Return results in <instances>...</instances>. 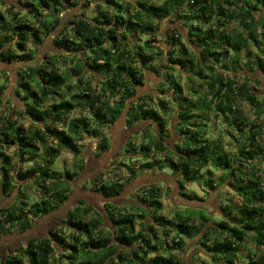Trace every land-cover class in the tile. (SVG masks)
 <instances>
[{"label": "trees", "instance_id": "16d2710c", "mask_svg": "<svg viewBox=\"0 0 264 264\" xmlns=\"http://www.w3.org/2000/svg\"><path fill=\"white\" fill-rule=\"evenodd\" d=\"M0 2L8 6L6 11H0V61L9 64L36 58L33 65L17 72L14 93L21 108L7 105L1 111L5 102L10 104V98H4L5 85L0 83V194H13L17 182L32 183L40 193L39 200L28 205L27 195L18 192V205L0 207V233L9 229L6 223L17 228L20 235L27 233L35 224L34 218L48 215L65 203V224L70 230L66 238L55 227L48 229L47 236L26 237L22 245L14 246L17 254L5 256L0 264H23V258L28 264H55L49 262L53 250L58 252V264H63V259L65 264H178L180 259L175 252L184 249L186 239L196 237L200 249L215 264H236L249 233L255 246H264V178L261 177L264 167L261 169L254 163L264 156L260 137L263 129L260 122L248 123L245 128L247 121L237 107L238 101H246L254 109V118L260 121L263 103L246 82L237 84L234 76H223L219 69L231 56L230 68L235 71L240 66L238 52L249 48L251 42L262 55H255L244 65L250 71L264 73V33H257V27L264 26L260 23L263 12L261 19L256 17L261 8L264 10V0H161L159 4L149 0ZM74 7H79V13L63 22L60 13L64 8ZM43 11L48 13L42 17ZM177 21L184 27L186 37L174 26ZM164 22L173 24L170 31L161 32ZM50 34H55L53 45L60 51L44 55L43 61H38L36 52L43 38ZM157 35L161 39L157 40ZM11 37L17 39L15 44L10 43ZM29 38L36 49L34 56L26 48ZM161 43L168 48L164 49ZM161 53L160 70L148 69L153 68V61ZM166 63L176 69L178 66V73L184 70L189 82L191 76L199 80L182 88L179 80L176 82L164 72V82L170 87L159 90L161 94L170 91V101L176 103L180 144L171 149L153 131V145L137 146L129 142L124 151L129 152V147L139 149L147 158L150 150L153 154L167 150L168 163L161 165L160 159L147 160L141 163V170H152L155 166L167 168L176 176L182 190L189 182H198L203 189L211 191L225 187L227 196L218 205L219 212L210 215L205 206L185 205L182 211L166 218L159 214L160 188L153 183L141 187L137 195L138 212L107 204L102 213L91 206L84 207L83 199H78L75 207L69 209L72 198L61 185L73 176L66 172L65 178L57 179L60 173L52 171L50 165L62 150L79 156L75 138L79 140L87 133L98 138L97 127L92 124L110 126L124 112L129 127L149 120L158 126L160 133H165L163 116L141 100L143 96L133 98L137 87L143 85L144 71L152 70L160 77ZM223 68L228 69V65ZM149 100L155 102L153 97ZM157 103L158 107L166 108L162 99ZM211 107L238 131L232 154L221 141L208 136L206 120H195ZM10 109L18 119L25 117L28 126L23 127L12 118ZM77 111L79 115L74 116ZM107 147L106 137L101 136L99 149ZM4 148L12 149L11 155H6ZM40 155L41 161L36 162ZM216 172L221 174L213 178ZM45 182L50 186H44ZM123 187L113 182L104 183L96 190L110 198L119 195ZM194 198L202 200L195 194L190 197ZM93 211L96 216L86 218ZM29 212L32 217L28 216ZM142 217V228L136 229L135 219ZM145 217H150L148 223ZM100 221H107V232L99 227ZM157 227L162 229L161 240ZM144 229L151 231L155 241L143 234ZM9 242L4 246L5 252L9 251L6 247ZM243 259L248 264H264V253L248 252Z\"/></svg>", "mask_w": 264, "mask_h": 264}, {"label": "rangeland", "instance_id": "374dc122", "mask_svg": "<svg viewBox=\"0 0 264 264\" xmlns=\"http://www.w3.org/2000/svg\"><path fill=\"white\" fill-rule=\"evenodd\" d=\"M6 1L14 2L15 0ZM149 1L151 3L159 4L161 0ZM7 9L8 6L3 5L0 2V11H6ZM79 10V7L68 9L64 8V10L60 13L62 21L66 23L69 20L70 16L79 13ZM262 12L264 15V10H262L261 8L260 11L257 12L256 17L261 19ZM47 13V11H43L41 12V16L43 17ZM91 13L92 9L87 11V15L90 16ZM169 21L174 20L170 19ZM178 23L179 21H177V24H174V26H177L180 32L183 33V35L186 37V31L184 30V27ZM260 23H264V17H262ZM232 25L234 26L235 23H233ZM172 26L173 24L164 22L161 24L160 30L161 32L170 31V28ZM121 30L122 28H120L118 32H120ZM257 33L258 35H260V33H264V26L262 24L257 27ZM54 36L55 34H50L49 36L43 38V40H45L36 52V56H39L38 61H43L44 55H48L54 51H60L57 50L53 45L52 40ZM143 36L146 37L147 35L144 34ZM10 39H12L10 42L11 44H15V42L17 41V39L14 37H11ZM156 39H161L160 35H157ZM160 45L164 49L168 48H166V46L162 43ZM26 48L28 49L29 53H31V55H35L34 52L36 51V49L33 46L31 38L28 39ZM189 49L190 52H193L191 48ZM16 51L19 50L17 49ZM238 54L239 63L237 65L240 64V66L236 68V72L232 71L230 68L231 56H228L227 59H225V61L221 63L222 65L219 69L221 70L223 76L228 74L234 76L237 80V84L246 82L249 88L254 89V94L256 95L257 99L263 103L264 107V73L257 70L250 71L244 65L246 61L255 58V55H262V53L258 51L257 47L253 43L249 42V48H242V50L239 51ZM35 59H33L31 62L14 61L9 64L0 61V83L5 85L3 96L4 98H6L7 96L10 98V104H6L5 102L2 106L1 111L4 112V110L8 106H11L12 109L21 108V102L14 93L17 72L24 69L30 64L33 65L36 62ZM161 59L162 53L159 54L153 61V68L148 69L158 68V70H160L159 67L161 65ZM57 61L60 62V58H57ZM223 65H228V69H224ZM163 68L165 69H163V75L160 77L156 76V74L152 70L144 71L145 79L143 81V85L137 87V93L133 100L143 96L141 100L147 101L149 106L151 105L153 109H156L163 116L166 123L165 133H160L158 130V126H156L154 122L151 123V121L149 120L140 121L134 126L129 127L125 121L126 112H124L121 117L110 126H100L93 123L92 126L97 127V130L99 132L98 138L95 137V134L93 133H87L79 140L75 138L76 145L80 150L79 156H74L70 151L62 150L60 156L55 159L52 165H50V169H52V171L60 173L57 179L65 178L66 172L70 173L73 176L72 179L68 181V183L63 182L61 185V189H68L69 196H71L72 198L73 204L69 209L75 207V205L77 204L76 201L78 199H83L86 202V205L84 207H87L88 205L102 213L105 212L104 209L106 208L107 204L115 205L118 208H126L127 210L138 212L137 195L140 194L141 187H145L153 183L157 185L158 188H160V201L162 203V210L159 212V214L163 215L166 218H171L176 211H182L184 208L183 206L185 205L192 208H202L203 206H205L206 210H210V215H214L215 213L219 212L218 205L224 199V197L227 196V189L225 187H220L219 189H216V191H211L207 188L203 189L201 187V184L198 182H189L185 184V190H182L179 188L178 183L175 181L176 176L172 175L167 168L160 169L158 166H155L152 170H141L140 166L147 160L153 161L154 159H160L159 161L162 162L161 165H163L164 162L168 163L169 158L167 150H163L162 152H158L157 154H153L155 152L150 150V156H148L147 158H144L142 156L139 149L135 151L129 147V152L124 151L129 142H134L137 146L140 143L153 145L152 142L155 136L158 135L171 149H173L176 144H180V139L177 135L180 133V131L177 127V123L179 122V120L177 118L176 103L175 101H170L172 100L169 96L170 91H165L164 94H161L159 90L165 89V86L167 87V83L164 82V72L166 71L167 74L171 75V78L176 80V82L179 80L182 88H185L187 86V83L193 86V84L197 83L199 80L195 79V76H191L192 80H190L191 82H189V78L186 77V74H184L183 72L184 70L182 71V73H178V66L176 69L174 65L166 63L164 64ZM87 78H89V75H87ZM168 87H170V85ZM149 97H153L155 99V102H151L149 100ZM161 99L162 101H164L166 108L157 106L158 100ZM237 107L242 111L243 115L245 116V121H247V125L245 128H248V123L250 125L251 123L260 122L263 129L262 135L260 137L262 144H264V114L261 117L262 120L258 121L257 118H254V109L244 100L238 101ZM194 112H199V110H195ZM8 113L10 116H13L12 118H16L17 120H19V123H21L23 127L28 126L29 121L25 117L23 118L22 116H19L18 119V115L13 114L11 109ZM205 113V115L203 114L200 118H197L195 120L197 122H199L198 120L202 119L206 120V122L208 123V126L206 128L208 131V136L221 141L224 149H226L231 154L234 153V137L238 139V131L235 128V125L232 123L230 126L229 123H226L223 120V115H216V111L213 107L205 111ZM73 115L78 116L79 111L74 112ZM149 124H153V127L149 126ZM153 131H156L155 136L153 135ZM101 136H105L107 139L108 147L105 150L99 149ZM3 150L6 155H11L12 153V149L4 148ZM41 159L42 157L40 155L35 159V161L40 162ZM13 160L14 162H16L15 158H13ZM254 163L256 166L263 169L264 156L256 159ZM23 166H26V164ZM130 168H133L135 171H130ZM137 168H140V170H138ZM220 174L221 172H216L213 173L212 176L213 178H217L220 176ZM261 177L264 178L263 170L261 172ZM113 182L121 183L124 185L123 190L119 195L106 198L97 193L96 189L98 187L100 188L104 183ZM17 183L18 184L13 187V194H0V207L8 206L10 204L18 205L20 200L18 192H20V195H27L25 201L28 205L33 201L39 200L40 193L32 183H23V185L21 184V182ZM44 186L48 187L50 186V183L45 182ZM180 192H183L185 195H181ZM194 194L201 197L202 200L196 198L190 199V197L194 196ZM66 212L67 203L48 215L34 218V226L27 233L24 232L21 235L19 234L20 232H18L17 228L11 227L9 226V223H6L5 227H8L9 229L4 233H0V237H5L3 239H0V260L3 261V258L5 256L16 255L17 251L14 249V246L22 245L26 237L47 236V231L50 227L60 229L59 235L66 238L68 233L70 232L69 228H67V225L65 224ZM27 214L28 216L32 217V213L29 212ZM95 216L96 215L93 211L89 213L86 218H94ZM143 219V217L135 219L136 229L142 228L141 222L143 221ZM149 219L150 217H145L146 223L149 222ZM105 224H107V221H100L99 227H101L103 231L107 232L109 228ZM157 229L161 240L163 239L162 229L161 227H157ZM143 234L149 237L152 242L155 241L152 237L151 231L144 229ZM197 239L198 237L190 240L186 239V245L184 249L175 252V255L180 259L178 264H215L214 261H212L209 257V254H206L202 249H200L199 243H197ZM245 239L246 240L239 252V258L236 261V264H248V261H244L245 259H243L248 252L256 251V253L258 254L264 253V246H260V248L255 246L252 234L249 233ZM9 240L10 242L6 246L9 251L5 252L4 246ZM66 241L67 240H63L64 243ZM60 249V246H58L57 250L60 251ZM57 256L58 252L56 250H53L50 254L49 262H55V264H58L56 262ZM62 262L63 264H65V259H63ZM23 264H28L26 258H23ZM114 264H117V262Z\"/></svg>", "mask_w": 264, "mask_h": 264}]
</instances>
